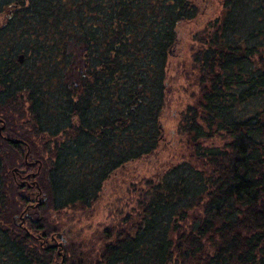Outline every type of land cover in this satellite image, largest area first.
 Returning <instances> with one entry per match:
<instances>
[{"label":"trees","instance_id":"obj_1","mask_svg":"<svg viewBox=\"0 0 264 264\" xmlns=\"http://www.w3.org/2000/svg\"><path fill=\"white\" fill-rule=\"evenodd\" d=\"M223 3L196 35L199 93L178 126L188 158L147 180L99 248L68 244L62 264H264V0ZM198 13L194 0H0V264H56L45 243L60 227L43 213L87 208L159 147L169 53ZM217 135L231 140L204 146ZM29 145L43 167L23 178ZM25 178L46 194L28 227L14 223L32 201Z\"/></svg>","mask_w":264,"mask_h":264},{"label":"rangeland","instance_id":"obj_2","mask_svg":"<svg viewBox=\"0 0 264 264\" xmlns=\"http://www.w3.org/2000/svg\"><path fill=\"white\" fill-rule=\"evenodd\" d=\"M194 2L199 8L198 17L179 24L177 40L171 47L167 60L166 98L162 112L159 115V123L162 127L159 147L151 155H145L126 166L118 168L104 182V187L96 202L87 208H67L64 211L53 212L52 210H46L43 213V216L48 217V221L52 224L56 223L60 227L59 231L46 239L45 243L56 245L61 250L62 256L57 259L56 264H62L63 249L68 244H77L87 252L92 249L94 244H97L99 248L100 239L103 238L106 229H109L111 225L119 224L122 216L137 207L141 190L147 186V180L158 176L159 173H162L174 163L188 158L191 153L188 138L185 135H183V139L181 138L178 126L182 112L195 103V96L199 93V87L194 82L195 70H193L192 59L193 53L199 47L196 35L221 17L224 11L223 0H194ZM3 18L4 15L0 14V22ZM0 118L2 119L0 127L5 128L6 120ZM15 123L26 132L27 127L22 122L16 120ZM15 123L14 127H17ZM230 140V136L217 135V137L206 139L204 146L224 148ZM37 141H40V137ZM43 148L44 145L40 141L39 150ZM27 151L28 154L25 155L27 156L26 163L28 167L30 166V170L26 167H15L13 170L18 172L23 169L20 172L21 174L27 171L25 175H22L23 178L25 176L29 178L30 174L32 177L35 176L43 167L41 159H34L29 156L30 145ZM44 155L48 158L51 156L48 152ZM34 164L37 167L33 168ZM16 168L19 170L15 171ZM26 181H29L27 184L33 188L30 191L32 192V201L25 208H22V212L14 218V223L24 227L30 226L28 220H38L43 217L38 209L42 202L46 200V194L40 188L37 178L26 179ZM59 234L64 236V240L59 237Z\"/></svg>","mask_w":264,"mask_h":264},{"label":"water","instance_id":"obj_3","mask_svg":"<svg viewBox=\"0 0 264 264\" xmlns=\"http://www.w3.org/2000/svg\"><path fill=\"white\" fill-rule=\"evenodd\" d=\"M24 59L23 56H21V61ZM0 121H2V119L0 118ZM4 127H0V134H2V130H3ZM10 141H12L13 143H17V142H21L22 140L20 139H9ZM19 169H15V171H18ZM59 237L64 240V236L62 234H59ZM55 238V237H54Z\"/></svg>","mask_w":264,"mask_h":264}]
</instances>
